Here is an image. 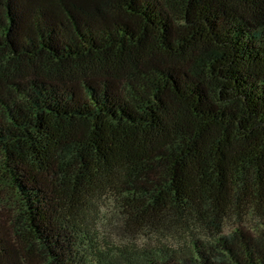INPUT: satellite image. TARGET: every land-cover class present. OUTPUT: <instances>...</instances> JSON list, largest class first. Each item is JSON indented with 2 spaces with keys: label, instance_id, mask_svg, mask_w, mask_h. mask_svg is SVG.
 <instances>
[{
  "label": "trees",
  "instance_id": "obj_1",
  "mask_svg": "<svg viewBox=\"0 0 264 264\" xmlns=\"http://www.w3.org/2000/svg\"><path fill=\"white\" fill-rule=\"evenodd\" d=\"M0 164V264H264V0H0Z\"/></svg>",
  "mask_w": 264,
  "mask_h": 264
},
{
  "label": "rangeland",
  "instance_id": "obj_2",
  "mask_svg": "<svg viewBox=\"0 0 264 264\" xmlns=\"http://www.w3.org/2000/svg\"><path fill=\"white\" fill-rule=\"evenodd\" d=\"M110 197V196H109ZM101 208V220L99 226L100 243L103 246L108 245H120L125 243L126 233L119 231L115 226L117 223V207L114 201L110 198L103 200V204H100ZM24 210L21 202L19 201L18 195L14 188L10 185L7 180L6 173H4L0 164V227L1 225L7 226L10 220L23 216ZM258 215V214H257ZM249 223L253 225L258 224V218H251ZM225 231L229 232L232 226L236 224L233 219L226 221ZM145 235H139L138 239L143 240ZM171 244L177 243L179 237L175 233L168 235Z\"/></svg>",
  "mask_w": 264,
  "mask_h": 264
}]
</instances>
